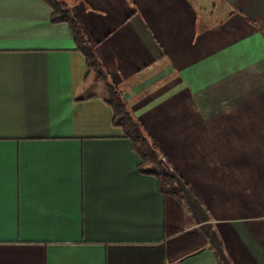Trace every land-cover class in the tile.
Segmentation results:
<instances>
[{
  "label": "crops",
  "instance_id": "obj_1",
  "mask_svg": "<svg viewBox=\"0 0 264 264\" xmlns=\"http://www.w3.org/2000/svg\"><path fill=\"white\" fill-rule=\"evenodd\" d=\"M58 1L181 195L140 171L69 24L0 0V264H264V0Z\"/></svg>",
  "mask_w": 264,
  "mask_h": 264
},
{
  "label": "trees",
  "instance_id": "obj_2",
  "mask_svg": "<svg viewBox=\"0 0 264 264\" xmlns=\"http://www.w3.org/2000/svg\"><path fill=\"white\" fill-rule=\"evenodd\" d=\"M46 1L53 9L52 21L69 24L77 49L86 58L90 73L94 75L95 80L105 82L109 92L108 103L114 110V124L123 129L125 137L132 142L134 150L140 155L142 159L140 171L156 176L159 180L160 191L163 194L180 197L181 191L162 151L148 136L141 123L134 118L122 94L109 84L108 76L96 55L94 47L86 38L70 9L65 3L58 0Z\"/></svg>",
  "mask_w": 264,
  "mask_h": 264
},
{
  "label": "rangeland",
  "instance_id": "obj_3",
  "mask_svg": "<svg viewBox=\"0 0 264 264\" xmlns=\"http://www.w3.org/2000/svg\"><path fill=\"white\" fill-rule=\"evenodd\" d=\"M97 90L101 91L99 88Z\"/></svg>",
  "mask_w": 264,
  "mask_h": 264
}]
</instances>
